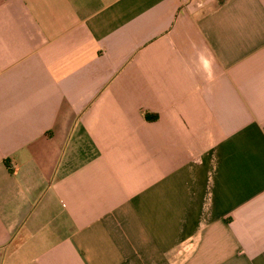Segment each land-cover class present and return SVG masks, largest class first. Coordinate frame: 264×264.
<instances>
[{
    "label": "crops",
    "instance_id": "0c3cea01",
    "mask_svg": "<svg viewBox=\"0 0 264 264\" xmlns=\"http://www.w3.org/2000/svg\"><path fill=\"white\" fill-rule=\"evenodd\" d=\"M0 264H264V0H0Z\"/></svg>",
    "mask_w": 264,
    "mask_h": 264
}]
</instances>
